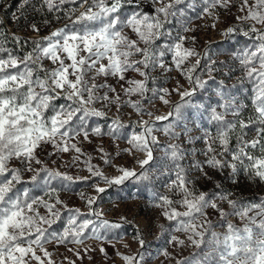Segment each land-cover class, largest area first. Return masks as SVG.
Returning a JSON list of instances; mask_svg holds the SVG:
<instances>
[{
    "label": "snow or ice",
    "instance_id": "snow-or-ice-1",
    "mask_svg": "<svg viewBox=\"0 0 264 264\" xmlns=\"http://www.w3.org/2000/svg\"><path fill=\"white\" fill-rule=\"evenodd\" d=\"M149 2L152 5L150 11H141L144 0H39L38 11L61 12L69 4L75 7L65 13L68 23L39 40L31 41V50L23 56L6 47L9 39L20 45V38L0 32V264H32L33 261L36 264H54L45 244L53 241L57 245L82 244L87 238L99 239L100 228L120 227L118 223L99 219L102 213L92 207L99 194L106 192L98 181L119 185L129 178L150 180L149 172L154 167H160L154 163V149L157 147L163 149V159L167 161L163 174L174 177L165 187L179 198L156 194L154 202L164 209L162 215L170 226L174 224L176 231L189 233L188 241L200 249L177 264H264V199L243 202L228 199L223 193L198 192L182 163L192 153L178 143L161 145L153 134L162 131L175 140L187 136L189 144L202 139L206 147L201 154L206 159L203 164L192 161V166L198 171L205 166L217 170L229 168L233 174L244 171L250 179L264 181V0H254L252 4L249 0H242L239 10L244 12L247 9V14L237 16L239 21H252L243 35L252 38L253 42L234 54L243 73L238 83L247 82L250 85V89H245L246 102L237 99L236 94L220 82L215 88V105L194 103L192 100L197 91L207 89L208 81L202 78L200 72L210 74L216 70L215 63H205L202 68L206 54L202 56L194 48L185 46L189 37L184 33L191 31L187 12L195 8L194 0ZM201 2L204 5L201 11L208 15L218 8L231 7V0ZM29 3L30 0H20V8ZM126 6L134 7L125 13ZM81 8L83 11H80ZM22 15H16V21ZM176 25L179 29L173 31ZM31 29L39 32L35 24L31 25ZM125 29L135 34L136 39H131ZM234 31L238 29L229 27L224 34ZM191 39L194 43L195 37ZM193 57L196 58L195 63H189ZM45 60L51 62V68H45ZM157 68L166 72L175 69L186 78L188 89H183V85L177 82L172 90L179 95V101L170 102L165 98L171 94L167 88L150 87L155 83L152 73ZM129 72H135L141 78L129 79L125 75ZM100 77L104 78V82L96 83ZM110 77L128 85L126 88L121 85L125 97L139 96L141 99L122 100L115 87L107 83ZM209 79L215 83L210 75ZM103 89L106 91L100 94ZM109 93L115 95L110 97ZM152 99H159L165 105L171 103V110L166 115H155L151 120H140L133 125L140 131L133 132L127 143L135 150L146 153V158L139 161V173L120 169L121 175L109 178L103 172L94 170L85 160L90 175L74 177L48 168L36 154L37 149L48 144L56 151L74 150L83 155L81 148L72 141L79 136L87 140L89 132L101 134L100 127L89 128L90 118L106 116L105 111L95 107L96 104L105 107L118 104V111L124 106H131L138 114L152 117V112L142 106ZM60 100L64 103H57ZM249 106L251 114L244 117L243 113ZM186 108L194 109L201 118L207 115L210 127L199 128L197 125L202 132L201 137H193L187 125L180 123ZM229 116L231 119L227 118ZM164 121L168 123L162 128L156 126L157 122ZM176 127H181L182 131L176 132ZM123 128L125 125L120 120L113 119V134ZM248 128L256 132V137L251 140L245 139V129ZM254 152L259 155H254ZM13 159L20 161L23 167H11ZM105 163L110 161L105 160ZM33 164L40 167L34 168ZM25 171L34 173L28 182L46 186V195L59 191L52 186L54 181L64 182L62 187L67 188L73 183L91 180L89 186L94 187L97 195L86 200L89 212L69 208L58 198L55 203H50L42 196H31L27 189L19 191L16 185L25 183L22 179ZM81 198H84L83 193ZM217 199L227 200L231 211L220 208ZM57 204L68 213L66 226L61 232L50 230L51 225L62 216L56 208ZM39 207H43L47 215H41ZM178 207H183L185 211H178ZM207 209L218 212L223 220L221 226L226 228L224 233L213 230ZM91 216L97 217L98 222L88 218ZM229 216L239 217L244 221L243 226L229 222ZM137 240L143 249V237L138 234ZM179 243L183 244V241ZM75 254L80 255L78 251ZM122 259L126 264H142L144 257L141 252L133 256L123 255Z\"/></svg>",
    "mask_w": 264,
    "mask_h": 264
},
{
    "label": "rangeland",
    "instance_id": "rangeland-1",
    "mask_svg": "<svg viewBox=\"0 0 264 264\" xmlns=\"http://www.w3.org/2000/svg\"><path fill=\"white\" fill-rule=\"evenodd\" d=\"M144 2L149 6L146 7L143 3L140 10L150 11L152 5L149 0H144ZM194 2L195 8L189 9L187 12L188 27L191 31L184 33L189 37L185 46L194 48L202 56L206 54L207 59L202 60V68L205 63H215L216 70L210 74L200 72L202 78L208 81L207 89L197 91L192 98L193 102L215 105L217 100L215 88L220 82H223L230 91L235 93L237 99L245 101L247 95L245 89H250V85L247 82L244 84L238 83L243 73L234 54L239 53L245 46L251 45L253 40L237 34H231L227 37L224 33L229 27L247 26L252 23V21L242 22L237 20V16L247 14V9L241 12L239 9L242 0H231L230 8H218L211 15H208L201 11L204 7L201 0H194ZM253 2L254 0H249V4ZM159 6L155 5V7ZM73 7L75 5H65L64 10L61 12L38 11L37 9L40 8L39 0H30V3L22 9L20 8V0H0V21H3L0 24V32L8 33L9 37L15 34L21 41L20 45H16L9 39L6 47L23 56L24 53L28 52L27 46L32 48V44L23 41V38H28L31 41L39 40L41 37L49 35L50 32L63 27L68 23L65 13ZM132 7L134 6H126L124 12H130ZM80 11H83V8ZM21 13L23 14L22 18L16 21L15 16ZM33 24L39 28V32L32 31L31 25ZM257 27H260V25H257ZM177 29H179V25H176L173 31ZM124 31L131 39H136L135 34L131 33L129 29ZM192 37H195L194 43ZM133 59H138V57H133ZM195 59V57L191 58L189 63H195ZM168 62L170 63V61ZM43 63L45 68L52 67L51 62L48 60ZM125 75L129 79L141 78L135 72H129ZM209 75L214 78L215 83L209 79ZM152 76L155 78V83L150 84V87L169 89L171 94L165 98L170 102L180 100L179 95L172 91L176 88L177 82L183 85V89L189 88L186 78L181 76L175 69L166 72L157 68ZM95 82L103 83L104 78L100 77ZM107 83L115 87L116 93L120 94L122 100L141 99L139 96L125 97L121 85L123 84L124 88L128 85L124 84L123 81L118 83L115 78L110 77L107 79ZM103 91H106V89L101 90L100 94ZM114 95L115 93H109L110 97ZM57 103H64V101L60 100ZM142 106L152 112L153 116L140 115L131 106H124L118 111V104H108L106 107L103 104H96L95 107L105 111L106 116L104 118H90L89 128L98 126L102 130L101 134L95 135L89 132L87 140L83 136H79L72 141L81 148L83 155L76 153L74 150L68 152L56 151L48 144L43 145L41 149H37L36 154L48 168L59 170L74 177H87L90 175L87 170L88 165L84 163L85 160L93 166L94 170L103 172L109 178L121 175L120 169L135 170L139 173L141 171L139 161L146 158V153L135 150L127 143V139L130 138L133 132L140 131V128L133 127V125H136L140 120H151L155 115H166L171 110V103L165 105L159 99H152L151 102L143 103ZM247 113L248 116L251 114L250 106ZM227 118L231 119V116ZM113 119H118L125 125V128L119 129L115 134L112 133ZM167 123V121L157 122L156 126L162 128ZM180 123L187 125L193 137L202 136L199 128L210 127L207 124V115L201 118L192 108L184 109V119ZM197 125H199V128ZM175 131L181 132L182 129L176 127ZM245 132L247 133L245 139L251 140L256 137L253 128L245 129ZM153 134L161 145L178 143L183 146L185 151L192 153L186 156L182 163L189 172V179L195 182L194 187L198 192L223 193L227 194L228 199L243 202H259L260 199H264V181L250 179L244 171L233 174L229 168L217 170L205 166L202 171L194 168L192 161H199L203 164L206 159L201 154L206 147L202 139L194 140L193 143L189 144L187 143V136H181L179 140H175L166 136L162 131H156ZM253 154L259 155L258 152ZM154 157V163L160 167L159 169L154 167L149 172L150 180L129 178L119 185H107L103 181H98L100 187L106 188V192L99 194L96 204L92 207L102 213L99 219H106L110 223H118L120 227L100 228L97 234L100 237L99 239L95 237L87 238L82 244L65 243L57 245L55 241L45 244V247L51 253L54 264H126L122 259L123 255L133 256L141 252L144 257L142 264H177L178 261H184L200 251L188 241L187 236L189 233L176 231L174 224L170 226V222L162 215L164 209L157 207L154 202L156 194L168 195L173 199L179 198L165 187L168 181L174 177L163 174V166L167 163L163 159V149L155 148ZM74 158H77L75 162ZM227 158L230 159V157ZM105 160L110 161V163H105ZM10 166L23 167L21 162L16 159L10 162ZM33 167L39 168L40 165L33 164ZM33 174L25 171L22 175L25 183L16 185V188L19 191L27 189L31 196H42L50 203H55L58 198L69 208H79L82 213L89 212L86 200L97 195L94 187L89 186L92 183L91 180L87 183H73L67 188L62 187L64 182L54 181L52 186L59 191L46 195L47 188L42 183L37 186L28 182L29 177ZM81 193L84 194V198H81ZM216 203L225 211H231L227 200L217 199ZM56 208L62 213V216L58 222L51 225L50 230L61 232L66 226L68 213L64 211V207L60 204H57ZM38 210L41 215H47L43 207H39ZM177 210L185 211L183 207H178ZM206 211L209 220L214 225L213 230L217 233H224L226 228L221 226L223 220L218 212L213 209H207ZM88 218L98 222V218L95 216ZM227 219L238 227L243 226L244 221L237 216H229ZM138 234L145 241L143 249L138 243ZM172 237L176 239L173 240ZM179 241H183V244H180ZM76 251L80 253L79 256L75 254ZM37 254H40L39 250H37ZM32 264H36V262L33 261Z\"/></svg>",
    "mask_w": 264,
    "mask_h": 264
},
{
    "label": "trees",
    "instance_id": "trees-1",
    "mask_svg": "<svg viewBox=\"0 0 264 264\" xmlns=\"http://www.w3.org/2000/svg\"><path fill=\"white\" fill-rule=\"evenodd\" d=\"M144 3H145V2H144ZM145 5H146V7L149 6L147 3H145ZM233 28L238 29V31H234V32H232V33L226 35L227 37L231 36V34H237V35H241V36L246 37L245 35H243V32L246 30V26H245V25H237V26H235V27H233ZM246 38H248V39H252V38H250V37H246ZM22 40L25 41V42H27V43H31V40L28 39V38H23ZM27 50L30 51L31 48L27 46ZM243 116H244V117H247V116H248L247 110L243 113ZM234 144H235V140L233 139V141H232V145L234 146Z\"/></svg>",
    "mask_w": 264,
    "mask_h": 264
}]
</instances>
